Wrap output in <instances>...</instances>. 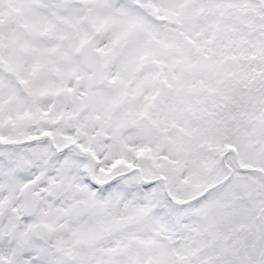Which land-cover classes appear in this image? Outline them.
<instances>
[{"label":"snow or ice","instance_id":"snow-or-ice-1","mask_svg":"<svg viewBox=\"0 0 264 264\" xmlns=\"http://www.w3.org/2000/svg\"><path fill=\"white\" fill-rule=\"evenodd\" d=\"M0 264H264V0H0Z\"/></svg>","mask_w":264,"mask_h":264}]
</instances>
